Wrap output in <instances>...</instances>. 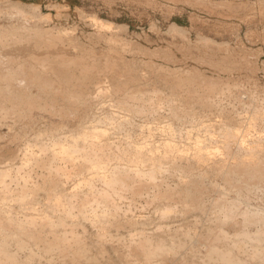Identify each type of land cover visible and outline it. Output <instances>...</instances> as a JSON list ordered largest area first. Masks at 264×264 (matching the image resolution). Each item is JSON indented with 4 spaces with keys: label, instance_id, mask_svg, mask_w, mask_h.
Returning a JSON list of instances; mask_svg holds the SVG:
<instances>
[{
    "label": "bare ground",
    "instance_id": "bare-ground-1",
    "mask_svg": "<svg viewBox=\"0 0 264 264\" xmlns=\"http://www.w3.org/2000/svg\"><path fill=\"white\" fill-rule=\"evenodd\" d=\"M15 5L18 3L9 4ZM43 17L35 15L33 19L37 23ZM19 18L18 25L12 22L0 26V131H4L0 134V264H240L237 256L243 243L233 242L231 249L223 231L207 226L214 216L228 223L237 215L242 220L233 228L243 230L240 238H264L261 233L251 236L245 231L251 224L263 221L262 214L246 209L245 204L250 193L264 188V132H256L261 134L260 139L252 137L251 141L249 134L240 129L242 125L228 122L232 117L228 114L223 124H209L205 119L204 125L203 119L195 122L209 130L204 139L199 136L200 128L194 135L191 133L197 126L177 131L178 139L169 137L167 134H174L177 128L166 123V138L161 137L158 143L154 139L156 145L143 142L148 137L145 133L139 140L142 143L131 140L135 132L128 140L125 127L135 124L128 122L126 115L127 123L120 120L123 116L113 117L119 109L142 117L145 113L158 115L161 109L158 105L162 103L155 104L153 100L160 88L143 87L149 74L175 93L181 92L183 83L190 79L176 70L160 75L161 67L151 60L138 61L137 65L132 59L127 61L121 53L127 45L121 42L119 46L114 36L97 32L96 38L106 42L108 49L101 50L103 53L91 48L88 51L77 42L74 46L73 41L71 47L57 29H42L32 18L28 21L32 23L26 25L29 17ZM88 21L99 32L115 31L109 22L97 17L90 15ZM219 85L211 82L205 92H194L193 96L191 90L181 96L186 103L198 104L202 111L214 107L217 112L220 107L209 99L213 91L221 89L223 93L225 89L231 95L227 91L231 85ZM107 93L114 100L108 109L99 100ZM254 100L251 104H257ZM254 108L255 112L259 110ZM114 118L116 125L111 121ZM256 118L254 115L250 120ZM239 120L236 122L243 124L244 118ZM250 120L246 122L248 127L253 125ZM103 125H109L115 134L125 132V137L120 141L116 137L114 142L113 131ZM153 129L148 130L152 135ZM210 172L222 178L224 186L236 190V200L217 196L209 201L207 196L214 185L203 181ZM167 178L174 179L173 186L165 183ZM207 200L211 208L206 216ZM199 215H205L207 220L202 227L197 222ZM253 243L256 247L252 252L259 256L263 246L257 248L260 242ZM199 244L206 248L204 255L203 250H196Z\"/></svg>",
    "mask_w": 264,
    "mask_h": 264
},
{
    "label": "rangeland",
    "instance_id": "rangeland-1",
    "mask_svg": "<svg viewBox=\"0 0 264 264\" xmlns=\"http://www.w3.org/2000/svg\"><path fill=\"white\" fill-rule=\"evenodd\" d=\"M11 2H13V4L18 3V5L9 6ZM35 15H38L39 18H41V16L42 17L44 16L46 18V21H44L45 19L43 17L41 21L39 20V22L36 23ZM90 15L97 17L102 21L109 22L112 25V27H114L113 29H115V31L112 30L113 32L111 31L99 32L96 28H94L91 25V23H89L88 17H90ZM4 16H9V19L4 18ZM19 16L29 17V19L27 18L28 19L26 22L27 24L25 23L26 25H28V23L34 22L37 25H39L38 27L40 28L42 27V29L51 28V30H55L56 32L58 30L59 33H61V35L64 37L66 42L69 43L70 41L71 47H73V44L75 46V43L77 42L80 45H82L84 48H87L86 50L88 51L90 50L88 48H91L96 52H101V50L105 52V50L108 49V45L106 42H104L103 44L101 40L96 38L97 34L100 33L101 35L106 34L111 37L114 36L113 38H115L116 43L118 42L117 44L123 42L127 45V47L124 46V44L121 45L126 48L125 49L122 47L121 53L122 56L125 59H127V61L130 62L135 61L134 63L135 65H137L138 61L148 62V60L149 61L151 60L150 62H153V64L156 63L161 67L162 72L159 73L160 75H163V73L168 70H176V71H180L182 76H186L187 78L190 79L188 81H185L184 83L182 82L183 85L185 84L184 89L182 87V91L184 92L183 94L182 91L181 92L176 91V93L175 91L173 92V90H171L168 85H167L168 87L166 86V83L162 84L163 83L162 81L161 83L158 80V78H156L154 75L152 76V74H149L152 77V79L151 80L148 79L151 78L149 76L147 78L148 84L145 83L143 87L148 88V86L150 85L149 88H152V86L155 87L156 90L160 88L159 90H157V95L155 97L156 99L153 100L156 101L155 104H159V102L162 103L158 105L159 107H161L162 110L160 109L158 115H153V114L149 115L146 113L144 114L145 117H142L141 114L135 115L140 118V119L137 118V120L134 114L132 115V113H130L128 110H127L128 112L125 111V109L122 110L119 109L116 113L118 115L114 113L116 116L113 117H117L118 119L119 117L123 116V118H120L121 121L127 123V121L129 122L132 120L131 122L132 123L134 122L133 124H135V127L134 125H131L132 127L130 126L133 131L131 130L130 127H125L126 131L125 130L124 131L127 132L126 133L127 135L128 134L130 135V137H128V140H130L129 138L133 136L132 133L135 132L134 136L131 138V140L133 139L134 142L135 140L138 142L140 139H141L140 141H142V135L146 134V136L148 135V137L143 136L147 138V139L143 138V142L144 141L148 142V144L150 145L154 143L156 145V143H158L161 137L162 139H164L163 137L166 138V134L168 133L167 131L168 129L165 127L166 123H171L170 125L172 126L173 129L175 128L179 129V130L175 129L174 130L175 133L172 135L167 134L169 137L170 136L173 137L174 135L173 138L178 139V136L177 138L175 136L177 135L176 134L177 131L179 132L182 129L184 131H186L185 129L190 130V128L192 127L193 130L194 127L197 126L196 123L201 122L202 119H203L202 121L203 125L205 120L209 124H210L209 121L217 122V124L218 121H220V124L227 123V119L229 118L228 114L232 115V117L230 116L231 120L228 119V122L231 121L230 123H234L236 126L242 125L240 129L242 130L243 134L246 133L249 134L247 135L248 136L247 138H249V140L250 137L251 138L257 137L256 139L258 138L260 139L261 134L264 132L263 130L264 129V117H263L264 116L263 115L264 114V103H263L264 102V0H0V26H4L6 24L12 25V22L14 23L13 25H18L17 22L20 23ZM32 16H34L33 18L35 20L32 18ZM30 19L32 22H28ZM206 45H208V47ZM201 46L202 47L205 46V47L202 48ZM123 50L126 52V54L125 52L123 53ZM211 82H216L217 85L222 84V86L226 85V87L231 85L233 87L232 88L231 86H229L227 89V91L230 90L231 92V95L229 94L230 96L227 94V92H224L225 89L224 91H222L223 93H221V89H219L220 91L215 90L213 91L214 94L212 93V95H210L209 98L210 101L211 99L214 100L211 102L215 103V106L220 107L219 108L220 110H217L218 113L216 112L215 110L216 108L214 107H211V109L210 108L206 110L204 109V111H202L203 109L198 107L199 106L198 104L196 105V103H186L183 100L182 96L183 97L186 96L185 93L190 94L191 90H192L191 94L193 96H196L194 95V92L207 91V87ZM186 83H192L193 85L189 84L190 85L189 86L187 84V86L189 87L188 88L186 86ZM103 84L107 85V82ZM154 84L157 86V88ZM201 84H204V86H202L203 88H200ZM196 87L199 89H197ZM132 88L128 87L129 90H132ZM169 89L171 91H169ZM219 94H221V96ZM232 94L235 95L231 99ZM237 94H239V96H237ZM256 94L261 96V98L257 97ZM110 96L111 95L107 93V96L105 98L102 97L101 99H99L103 101L104 105L106 106V109H108L109 102L110 104H112L113 101L114 104V100H112L111 99L112 96L111 97ZM159 97L160 99L163 97V99H161L163 101H161ZM172 97L173 99H171ZM253 98L257 100L256 102L257 104H251V103H255V100ZM234 99L239 100L240 102ZM215 100L217 102H215ZM228 100L231 103L232 100L234 101L231 104L228 102ZM218 102L220 103V105H218L219 104ZM170 104L172 105V107ZM260 104H261V108H260ZM252 106L254 112H255L254 106L256 107V110H258L259 108V110L255 112L256 114H254V112L252 111ZM173 107L176 108L175 109L176 111L174 110ZM172 108L174 111H172ZM96 111L99 110L96 109ZM177 111L180 114H182L181 116H184L185 118L179 116L180 114L177 113ZM225 112L227 114H224ZM250 112L253 113L252 116L255 115L257 117L256 120H252V121L250 120V117H252L250 116L251 115ZM261 112H263V114ZM127 113L129 114V116L127 115ZM198 114L201 115L202 117H200ZM258 114L259 116H262L263 120H261L262 118L259 117ZM124 115H126V117H129V119L125 118ZM146 115L148 116L147 118ZM176 115L179 116V118L174 117ZM217 115H219L220 117H218ZM221 115L222 116L226 115L227 117L223 116V118L226 119H222ZM236 115L241 117V118L240 117L236 118L237 120L240 119L239 122H241L244 118L243 124H241L242 122L241 123L236 122L237 121L235 120ZM111 116L112 115H110V117ZM188 117L190 119L191 118L193 119L190 120ZM209 117L212 119H210ZM117 118H114L115 119V120L113 119L114 121L111 120L112 123L117 122L116 121ZM150 118L152 119L150 120ZM125 119L128 120L125 121ZM194 119H196L197 121L195 120L193 122ZM247 119L253 122L252 123L253 125H251L250 127L246 126L247 125L246 122L249 121ZM120 120L118 121L119 123L121 122ZM187 120L189 121V123ZM135 121L137 122V124ZM259 121H263V122H261L260 124ZM106 122L108 123V121ZM257 122L260 124V126H257L259 125ZM145 123L146 125L150 123L148 127L154 128L153 129L154 135L151 134L152 132H149L150 130H152V128L148 129V127L144 126L146 127L144 129L137 126V128L139 127L142 130L144 129L143 131L145 132L143 131L141 132L139 128L138 129L136 128V125H144ZM116 124L117 123H115V125ZM209 124H207V126H209ZM103 126L107 128L109 127V125L108 126L103 125ZM156 126L158 127L157 128L158 130L155 129ZM198 126L196 127L195 130L191 131V133L194 135L195 132H197V129L200 128V130H198V133L200 131L199 136L201 138L202 137L205 138L206 136H208L209 130L205 129V127L202 128ZM243 126L246 127L247 131L248 130L249 131L247 132ZM252 126L255 128L253 129ZM129 128L131 131L129 130ZM201 128L205 129L204 132L203 130H201ZM127 129L129 132H131L132 135L127 131ZM165 129L166 131H164ZM209 129H211V126L209 127ZM250 129L254 131H251ZM111 130L113 131L112 134L115 135L113 136L111 134L112 137L115 138L113 140L114 142L117 140L120 141L123 136L125 137V132H122L121 134L116 133L117 134L116 135L114 133L115 130L114 129ZM201 131L203 133H201ZM0 132H1L0 134H3L4 131H0ZM138 132L141 134H138ZM256 132L261 133L260 136L259 134H256L257 135L256 136L255 135ZM149 134L152 135V136L150 135L152 139L150 138ZM202 134L205 135L202 136ZM216 135L217 134H215V136ZM263 136L264 134L261 137L262 139H264ZM253 138L251 139V141L253 140ZM154 139L156 143L154 142ZM162 139H160V141ZM148 140L152 142H149ZM140 141L138 143H142ZM2 161L0 160V165ZM166 180L167 181L165 183L172 184L171 186H173L175 183L174 179L167 178ZM203 183L205 184L210 183L209 186L214 185L213 190H211L207 198H211V197L215 198L217 196H221L224 198L225 197L228 198L229 201L236 200L237 197L235 193L236 190L229 189L226 186H224V182L222 181V178H220L219 176H216L215 174L210 172L208 177L203 181ZM249 196L250 198L248 202L245 204L246 209L247 208L248 210L254 209L253 210L254 213L259 212L260 214H262L263 221L257 222L255 224H251L245 229V231L251 236L258 235L260 233L264 235V188L260 187V189L254 190V192L252 194L250 193ZM213 198H211V200L209 201L212 202ZM211 202L208 203L207 200L206 205L204 207L206 216L209 213L207 210L211 208L209 207ZM235 216L236 217L232 218L231 222L228 223L227 221L219 222L218 221L219 218L214 216V220L212 221L213 223L210 222V226L207 227L214 226L219 231H223L225 235H227L226 236L227 240L226 239L225 240L228 241V243L230 244L229 247L231 249L234 248L233 242L243 243V245L239 247L240 248V250H238L239 256H237V258L240 259V264L242 262L245 263V261L247 260L250 261H247V263L245 264H249L250 262L251 264L252 262L253 264H256V262L257 264H264V260L260 259V257L262 256L261 254H263L264 256V241H263L264 238L262 240L253 239L249 235H248L250 237L249 239L243 240V238H240L241 232L243 230L238 229V227H235L236 228L235 229L233 228V226L239 224L242 218L237 215ZM204 217L205 215H199L197 220L198 224L201 227L207 223V220H205L206 217L205 219ZM214 221L216 222L215 224L217 225L214 224ZM194 230L197 231V229ZM254 241L257 244L260 242V244L258 245L256 244L258 246L257 248H259V245L261 247L263 246L262 247L263 250L260 247L261 251L263 252L260 251L259 256L256 254L255 256L254 253L252 252L254 250L253 248L256 247L255 243H253ZM261 242L263 245L261 244ZM251 244L253 245L251 246ZM249 248L251 249L249 250ZM196 250H203L202 255L206 253L205 246L204 245L202 246L201 244H199V246L196 245ZM247 252L249 254V257ZM251 254H253L252 257ZM254 256L257 258H255ZM253 258L256 261L252 260Z\"/></svg>",
    "mask_w": 264,
    "mask_h": 264
}]
</instances>
